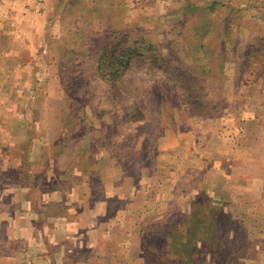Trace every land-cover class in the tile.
Segmentation results:
<instances>
[{
  "label": "rangeland",
  "instance_id": "rangeland-1",
  "mask_svg": "<svg viewBox=\"0 0 264 264\" xmlns=\"http://www.w3.org/2000/svg\"><path fill=\"white\" fill-rule=\"evenodd\" d=\"M256 87L264 93V0H0V190L8 178L48 190L91 174L99 199L112 157L119 178L166 197L111 225L105 264H264V194L222 172L233 171L222 159L229 118ZM167 129L192 130L184 141L199 155L187 167L159 160Z\"/></svg>",
  "mask_w": 264,
  "mask_h": 264
},
{
  "label": "crops",
  "instance_id": "crops-1",
  "mask_svg": "<svg viewBox=\"0 0 264 264\" xmlns=\"http://www.w3.org/2000/svg\"><path fill=\"white\" fill-rule=\"evenodd\" d=\"M257 89L250 88L243 97L239 106L240 116L232 115L229 118V123L233 126H229L230 130L226 133L229 145L225 150L229 152L222 159L231 156L233 166L229 168L233 171L222 172L224 176L240 178L239 183L244 186L246 192L262 196L264 93ZM184 133L183 130L176 129L164 131L159 139L160 161L166 158L167 154L173 155L175 161H182V164L176 165L180 169L194 161V154L196 156L199 154L193 151L192 145L184 141V136L193 132L191 130L185 135ZM39 146L46 147L45 143ZM206 149L210 152L208 147ZM106 160L104 155V161ZM108 161L112 164L114 172L110 177L111 181L108 183L105 181L107 185L105 191L109 193L99 199L97 193L93 191L91 174L60 176L57 183H53L48 190L34 178L30 183L24 182L22 177L6 179L8 187L0 190V264H105L106 260H110L106 257L105 260L100 259L103 256H98V247L100 245H105L106 249L113 247L112 232L115 228L111 225L114 224L118 230L122 221L128 218L133 221L139 219L140 215L149 213L150 208H154L153 200L161 203L166 195L164 191L161 194L159 187L157 196L152 197L146 191L147 185L138 186L131 175L121 174L119 178L118 161L112 157ZM217 165L222 166L218 163ZM243 176L249 177L241 178ZM228 180H222L220 185L228 186V182H225ZM237 185L240 192L239 184ZM231 186L234 187L235 184ZM254 191L258 193L253 194ZM113 199L124 202L125 205L110 207L109 202ZM98 216L106 217L102 225L98 221ZM100 236H105L107 240H100ZM70 249L74 250L72 255H69ZM58 257L61 260H58Z\"/></svg>",
  "mask_w": 264,
  "mask_h": 264
},
{
  "label": "trees",
  "instance_id": "trees-1",
  "mask_svg": "<svg viewBox=\"0 0 264 264\" xmlns=\"http://www.w3.org/2000/svg\"><path fill=\"white\" fill-rule=\"evenodd\" d=\"M127 51H131L132 50V48H129V47H127V49H126ZM113 53H115L114 51H113ZM116 55V54H115ZM123 56H124V60L123 61H127L128 60V63H127V65L126 66H128L129 64H130V61H131V59L132 58H129V56H131L132 54H129V55H126L125 54V52L122 54ZM153 56V55H152ZM139 57H143L140 61H145V58L147 57V55L146 54H143V53H141V54H139ZM112 58H114V57H112ZM115 59L116 60H118L119 59V57L117 56V57H115ZM113 62V64H111L112 65V67L114 68V69H111L112 71L110 72V74L111 75H114V74H119L120 73V69L122 68L121 66H119L118 65V63L116 62V61H112ZM175 72H179L178 74H176L175 73V75H176V77L177 78H184L185 79V77H184V74L183 73H181L180 71H179V66H176L175 67ZM186 80V79H185ZM188 98H191V97H193V92L191 93V94H188V96H187Z\"/></svg>",
  "mask_w": 264,
  "mask_h": 264
}]
</instances>
